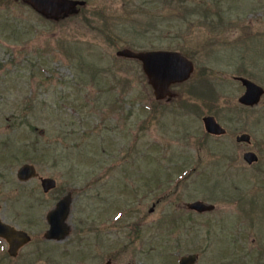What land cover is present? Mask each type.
<instances>
[{"label": "rangeland", "instance_id": "obj_1", "mask_svg": "<svg viewBox=\"0 0 264 264\" xmlns=\"http://www.w3.org/2000/svg\"><path fill=\"white\" fill-rule=\"evenodd\" d=\"M82 1L53 19L0 0V192L43 220L72 196L69 234L40 232L25 264H264V96L240 105L235 79L264 86V0ZM124 48L176 50L194 71L158 100ZM207 115L229 134L207 133ZM26 163L57 187L20 181Z\"/></svg>", "mask_w": 264, "mask_h": 264}, {"label": "water", "instance_id": "obj_2", "mask_svg": "<svg viewBox=\"0 0 264 264\" xmlns=\"http://www.w3.org/2000/svg\"><path fill=\"white\" fill-rule=\"evenodd\" d=\"M23 2L32 6L33 9L39 13L51 17L53 19H60L61 17L78 12V5H82L84 1L80 0H22ZM118 56L138 59L142 62L143 69L148 76L149 83L154 89L157 99H164L172 94L170 86L176 83H181L188 80L193 71L194 63L184 54L176 50H147L134 51L130 48L120 49L117 52ZM246 85L245 94L240 97V102L246 105L258 104L264 89L257 83L241 78ZM205 129L211 134L220 135L224 133L225 129L217 121L215 116L207 115L203 118ZM238 141H250L249 134H242L237 137ZM244 159L252 164L258 161L259 157L255 152H246ZM34 166L31 164L23 165L18 172L20 179L26 180L34 173ZM42 186L46 192L54 189L57 182L54 178H42ZM72 196L67 194L63 196L47 214V220L50 224L48 231L45 234L47 239L62 240L70 232L68 218L71 213ZM188 208L197 212L203 213L215 209V205L206 203L202 200H195L188 203ZM153 209V207L151 208ZM1 234V232H0ZM3 234V233H2ZM8 240L13 244L27 243L31 240L30 236L24 231H18V235H7ZM17 247V246H14ZM19 247V246H18ZM196 254H189L180 258L179 264H193L197 261ZM108 261L106 264H110Z\"/></svg>", "mask_w": 264, "mask_h": 264}, {"label": "flooded vegetation", "instance_id": "obj_3", "mask_svg": "<svg viewBox=\"0 0 264 264\" xmlns=\"http://www.w3.org/2000/svg\"><path fill=\"white\" fill-rule=\"evenodd\" d=\"M241 78H246V79H249V80L255 82L252 78L245 76V75L235 76V79L238 80V82L240 83V85L244 91L239 96L238 101H239L240 105H242L248 109L254 108L259 103L255 104V105H246V104H243L240 102V97H242L246 92V85L244 84V82ZM255 83H257V82H255ZM258 85H260V84H258ZM260 86L264 89V86H262V85H260ZM263 96H264V94L262 95V97ZM262 97H261V99H262ZM222 127L225 129V131H224V133L220 134L219 136L228 135L229 134L228 128L224 125H222ZM242 134H249L250 135V141H238L237 137L242 135ZM211 135H213V134H211ZM214 136H216V135H214ZM236 141L240 146H247V147H245L246 149L244 150L243 158H244V155L246 152H255L256 153V151L253 149L252 135L249 132L244 131V132H241L239 134H236ZM258 162H259V160L257 162L252 163V164H249L248 162L247 163L250 166H252ZM18 172H19V170H18ZM18 172H17V177L20 181H26V180H29L30 178L38 177L36 175V168L34 170L33 175L26 180L20 179ZM38 178H39V180L41 182V186H42V178H44V177L39 176ZM42 188H43V186H42ZM43 191L45 192V194H48L50 192V191L46 192L44 190V188H43ZM7 199H8L7 195H3L0 192V232H1V234H0V264H25L26 262H28L31 254L34 255L35 252H37V253L40 252L39 250H37V251L36 250H28L27 247L33 242V240L35 239V236L40 235V232H42L44 230H46L44 233V236H45L46 232L48 231V229L50 227V224L47 220V215H46V220H43L40 217L36 218L30 214L24 215L22 210H20L19 208H15L16 206L11 207V208L9 207V209H8V200ZM154 209L151 211H154ZM108 224L109 223H107V225ZM112 230H113V226L110 225L109 227H107V232H109L108 234H111ZM18 231L26 232L30 236L31 240L27 243L18 242L17 244H13V246H11V243L8 240L7 235H11L13 237L14 235H18ZM14 246H17V247H14Z\"/></svg>", "mask_w": 264, "mask_h": 264}]
</instances>
